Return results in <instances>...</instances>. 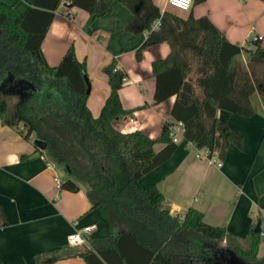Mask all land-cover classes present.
I'll return each mask as SVG.
<instances>
[{
  "label": "trees",
  "instance_id": "trees-1",
  "mask_svg": "<svg viewBox=\"0 0 264 264\" xmlns=\"http://www.w3.org/2000/svg\"><path fill=\"white\" fill-rule=\"evenodd\" d=\"M61 1L33 0L23 13L0 2V102L4 105L0 118L10 126L21 123L24 137L34 132L35 138L45 143L43 150L36 145L34 151H44L63 167L61 188L75 191L76 181L88 184L87 197L107 220L111 236L94 241L92 248L76 247L69 254L60 248L36 252L32 264H49L70 254L83 257L87 264H193V255L209 259L211 264H264V252L258 255L262 229L254 230L260 214L240 239L223 226L206 223L196 208H187L183 215L173 214L154 184L142 187L138 183L176 148L169 134L176 121L183 123L184 139L199 149L205 147L207 154L217 148L223 157L229 144L242 146V134L218 117L217 110L247 116L253 113L251 93L257 88L264 93L260 38L252 40L245 70L231 64L243 46L230 42L206 15L188 13L182 18L160 11L153 0H117L131 12L126 29L147 31L135 51L137 59L148 45L167 41L170 46L166 57L151 63L153 103L171 96L174 100L160 135L150 137L139 129L121 131L117 125L120 116L133 108L121 104L118 91L126 74L116 68L114 59L102 67L109 93L97 116L87 107L86 63L77 59L73 46L57 64L45 60L41 41ZM113 1L67 3L98 17L111 12ZM12 97L16 101L12 102ZM158 142L162 146L156 150ZM6 224L0 205V226ZM187 234L201 238L211 252L203 254V243ZM190 242L197 250L190 249Z\"/></svg>",
  "mask_w": 264,
  "mask_h": 264
},
{
  "label": "crops",
  "instance_id": "crops-1",
  "mask_svg": "<svg viewBox=\"0 0 264 264\" xmlns=\"http://www.w3.org/2000/svg\"><path fill=\"white\" fill-rule=\"evenodd\" d=\"M0 2L23 13L33 0ZM153 2L160 11L166 10L182 18L188 13L194 17L206 15L230 42L243 46L231 58L232 65L247 69L248 50L253 49L252 40L256 35L261 38L258 54L264 58V0H203L193 2L186 11L168 5L166 0L162 6L156 0ZM130 17V10L117 0L112 2L110 13L98 17H92L83 8L69 6L67 0H63L54 12L40 47L49 65L57 64L70 45L77 59L85 61L89 81L87 107L92 116L98 115L109 93L102 67L114 59L126 74L118 91L121 104L126 109L133 108L120 116L119 129H139L150 137H157L163 122L170 116L174 97L153 103L151 63L166 57L170 46L167 41L148 45L137 59L135 51L147 31L127 30ZM249 98L253 107L251 115L217 110L218 117L242 134L241 147L229 144L220 157L217 148L207 154L205 147L199 149L183 139L167 159L138 179L142 187L154 184L173 214L183 215L187 208H196L202 212L206 223L223 226L240 239L253 222L254 208L258 214L264 213V93L257 88ZM145 103L146 106H142ZM130 116L135 121H129ZM21 128V123L10 126L0 118V205L7 218V224L0 226L3 264H32L36 252L53 248L69 254L80 246H68L66 236L89 225L93 227L87 234V248H92L96 240L109 238L111 230L107 220L98 208L92 207L87 197L88 184L76 181L78 189L75 191L61 188L55 176L60 182L63 180L62 167L44 151L35 152L34 132L24 137ZM161 146L160 142L154 145L156 150ZM22 155L30 156L22 158ZM187 235L203 243V254L211 252L210 245L201 238ZM189 244L190 249L196 247ZM187 254L184 257L188 258ZM192 259L193 264L212 263L196 255ZM49 264L87 262L79 255L70 254Z\"/></svg>",
  "mask_w": 264,
  "mask_h": 264
},
{
  "label": "built area",
  "instance_id": "built-area-1",
  "mask_svg": "<svg viewBox=\"0 0 264 264\" xmlns=\"http://www.w3.org/2000/svg\"><path fill=\"white\" fill-rule=\"evenodd\" d=\"M193 2L194 0H166V3L168 5L175 7L179 10H185V11L189 10ZM157 23H158V20H156L152 24V26L155 27ZM256 38H260V36L256 35L253 37V39H256ZM116 68H119V67L116 65ZM125 79L126 78H124L123 81H125ZM128 119L129 121H135V118L131 116ZM183 131H184L183 123L181 121L174 122L171 125L170 131H169L171 140L175 143L181 142L184 139ZM218 164H220V162ZM49 165L52 167L51 163H49ZM55 181L57 182L58 185L60 184V178H58V176H55ZM92 227L93 225H89L80 230H77V229L73 230L66 236V244L71 247H74V246L88 247L89 243H88L87 234L89 233Z\"/></svg>",
  "mask_w": 264,
  "mask_h": 264
},
{
  "label": "rangeland",
  "instance_id": "rangeland-1",
  "mask_svg": "<svg viewBox=\"0 0 264 264\" xmlns=\"http://www.w3.org/2000/svg\"><path fill=\"white\" fill-rule=\"evenodd\" d=\"M156 2L158 3V5L159 6H162L163 5V3H164V0H156ZM12 102L13 101H16V97H12ZM10 100V101H11ZM34 134V133H33ZM34 136H35V134H34ZM62 170H63V167H62ZM63 172H64V170H63ZM255 210H256V212L254 213V215H253V219H254V217H255V215L256 214H258V211H257V208H254ZM261 215V218H262V224H261V229H262V232H261V239H260V242H259V246H258V255H262L263 254V252H264V213L262 212V213H260ZM195 241H199L198 239L197 240H195ZM196 242V243H197ZM193 247V246H192ZM195 248V250H197V247H194ZM195 253H197V252H195ZM196 256H199V255H196ZM200 257V256H199Z\"/></svg>",
  "mask_w": 264,
  "mask_h": 264
},
{
  "label": "water",
  "instance_id": "water-1",
  "mask_svg": "<svg viewBox=\"0 0 264 264\" xmlns=\"http://www.w3.org/2000/svg\"><path fill=\"white\" fill-rule=\"evenodd\" d=\"M87 92H89V85H88V88H87ZM3 108H4V105L0 102V110H3ZM33 143L35 145L39 146L41 149L45 148V143L42 140L38 139V138H34ZM260 224H261V219L259 218L255 222V225H254V230L256 232L261 231V225Z\"/></svg>",
  "mask_w": 264,
  "mask_h": 264
},
{
  "label": "flooded vegetation",
  "instance_id": "flooded-vegetation-1",
  "mask_svg": "<svg viewBox=\"0 0 264 264\" xmlns=\"http://www.w3.org/2000/svg\"><path fill=\"white\" fill-rule=\"evenodd\" d=\"M230 262H232V260H229Z\"/></svg>",
  "mask_w": 264,
  "mask_h": 264
}]
</instances>
